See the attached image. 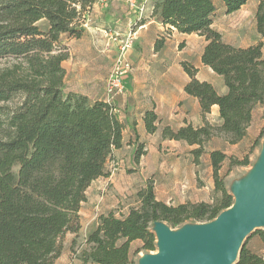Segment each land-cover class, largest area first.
<instances>
[{
  "label": "trees",
  "instance_id": "trees-1",
  "mask_svg": "<svg viewBox=\"0 0 264 264\" xmlns=\"http://www.w3.org/2000/svg\"><path fill=\"white\" fill-rule=\"evenodd\" d=\"M155 17L170 36L195 34L204 39L203 66L222 78L225 92L218 94L208 82L196 79V68L180 62L189 78L183 87L200 108L202 125L178 129L163 126L161 138L184 141L195 164L203 144L212 137L234 145L246 135L253 109L264 104L262 42L246 48L222 40L212 27L220 14L238 11L248 0H147ZM95 0H0V59L13 65L0 71V264H56L61 256V237L77 235L79 210L85 192L99 177H107L105 165L122 145L123 124L103 99L64 91L62 62L68 58L62 38L80 39L86 14ZM222 7L220 9L217 5ZM145 8V6H144ZM255 29L264 38V2L259 1ZM142 22V21H140ZM44 25V27L42 26ZM164 36L156 39L158 52ZM217 107L219 125L206 115ZM152 111L143 114L144 130L153 134L159 123ZM264 125L252 143L263 137ZM136 145L134 161L143 155ZM214 197L209 202L166 204L155 198L151 180L136 192L137 204L125 215H100L86 234L79 264H134L140 252L154 251L155 223L171 229L186 223H208L233 205L222 164L247 166L248 157L235 160L220 150L208 153ZM18 167L14 174L12 168ZM264 242V230L255 229L243 242L233 264H264L246 246L252 236ZM138 246L133 250V243Z\"/></svg>",
  "mask_w": 264,
  "mask_h": 264
},
{
  "label": "crops",
  "instance_id": "crops-1",
  "mask_svg": "<svg viewBox=\"0 0 264 264\" xmlns=\"http://www.w3.org/2000/svg\"><path fill=\"white\" fill-rule=\"evenodd\" d=\"M259 1L264 2V0H248L238 11L229 15H224V17L231 16L242 11L244 8H247L249 4H252L254 36L250 42L246 44H237L234 41L235 39L233 38H238L236 39L237 41L240 40L239 25H234L231 29L227 30V33L216 27L215 21L213 22L212 27L220 32L224 42L235 47L246 48L261 41V55L264 59V38H261L257 34L254 20L256 6ZM139 5L145 6L144 17L139 20L134 19L133 23L130 24L129 22L132 18L130 16L131 11L128 10L127 5L120 0H95L91 9L86 14L82 37L80 39L62 38L61 41L68 52V58L62 62V67L64 70L66 67L69 68L73 80L89 82L93 79L91 76H93L94 73L91 72V69L96 65L94 62L96 53L94 52L98 51L94 39L100 38V33H102L104 37H110L113 34L117 35L118 32L125 34L132 25L133 30L140 28L138 31L141 32V35L149 36L154 42L158 36H164L163 46L169 41V38L178 34L175 31H173L170 36L165 34L166 28L157 22L155 17L151 16V8L147 0H143ZM217 5L222 9L219 3H217ZM149 19H153L154 21H148ZM153 23L156 24L155 27L152 26ZM228 34H231V38H227ZM178 35L182 36V38L197 36L195 34ZM202 40L203 45L198 53V62L191 63V65L197 70L195 77L201 82L205 81L210 83L218 94H223L225 92V87L222 78L217 76L210 68L203 66L200 62L201 52L205 44L203 38ZM140 75L141 72L137 71L135 75L130 77L127 91V96H129L130 102L125 104L124 115L119 117V121L124 126L122 131V145L120 148L112 152L110 159L107 160L105 165L106 171H109V167L115 164L116 161L118 163V169L115 174L109 171L107 177L97 178L87 188L85 192L86 199L81 204L79 210V231H81L82 228L81 211L83 207L87 205L89 195H91V197L93 196L92 202H97L99 198L98 195H101V201L99 204L100 213L95 222L88 228L87 233L96 226L97 219L100 215L113 213L118 217V214L125 215L128 209L133 207L131 205L124 207V209L122 208V210L118 209L117 212L114 211L112 208H114V204H116L117 201L113 198L111 190L106 189L101 191V193L98 191L97 184H99L101 180H104L105 182L110 180V182L113 183L114 193L117 195H121L124 191L126 193H133V197L136 200L135 204H137L136 192L144 187L147 180H151L152 182L155 198L158 201L171 205H173V203H169L168 200L171 199V196H174L173 194H187L188 198H190L191 195L195 192H200L205 186L212 190L211 181L201 185L200 181H202V179L199 170V163L195 164L193 157L190 154V151L195 147L187 145L184 141L164 140L161 138V129L166 125L170 126L172 129H178L185 126V124H191L193 127H199L202 125L198 101L195 98L186 95L183 91V87L186 82H188L189 78L182 71V80L180 84L177 85L174 84L173 80L168 74H166L164 76L168 81V86L166 89L157 92L154 89H151V91H143V87L138 86V83L140 82L138 76ZM66 91L86 96L91 103L101 100L92 97L86 90L76 91L69 88L66 89ZM150 110L157 115L160 121L157 125V130L153 134H147L143 125V114L145 111ZM217 112V107L213 106L211 112L206 115V120L209 122V117L211 116H216L218 118ZM263 113L264 104L257 105L253 109L252 120L248 128H250L251 125H254L259 133L264 125V119L262 117ZM139 143L143 144L144 153L140 159L135 162L133 158L134 150ZM262 153L264 154V148ZM206 158H208V155H206ZM259 169L260 167H257L253 171V174L249 176L246 183L244 182L241 186L247 185L254 178V174ZM209 174L211 175L210 167ZM198 180L199 183L197 184ZM201 201L208 202L209 200L200 199L195 200L194 202ZM189 202L193 201L190 200ZM180 203L184 202H178L177 204ZM60 258L61 256L57 259L56 263L59 262Z\"/></svg>",
  "mask_w": 264,
  "mask_h": 264
},
{
  "label": "rangeland",
  "instance_id": "rangeland-1",
  "mask_svg": "<svg viewBox=\"0 0 264 264\" xmlns=\"http://www.w3.org/2000/svg\"><path fill=\"white\" fill-rule=\"evenodd\" d=\"M120 1L125 4L123 0ZM141 2H143V0L136 1L138 5ZM127 9L131 11L130 16L132 18L129 22L130 24L133 23L134 19L139 20L144 17L145 10L140 16L136 10L130 9L128 7ZM252 12V4H249L247 8H244L242 11L228 17H224V15L219 13L217 18L215 19V25L216 27L222 29L225 33H227V30L231 29L234 25H239L240 40L237 41L236 39L238 38L233 39H235L234 41L237 44H246L250 42L254 36ZM151 20L154 21L153 19H149L148 21ZM42 26L44 27V25ZM152 26L155 27L156 24L153 23ZM139 29L140 28L136 29L137 31L133 30V27L131 25L125 34H121L118 32L117 35L113 34L110 37H104L103 34L100 33V38L94 39V43L98 51L94 52L96 53V58L94 59L96 65H94V67H92L91 69V72L94 73L93 76H91L93 79L89 82L73 80L69 68L66 67V69L64 70V91L66 92V89L69 88H72L76 91L86 90L88 91V94H90L94 98L106 99L107 79L114 60L120 52V47L124 44L128 45V47H126L124 51V59L129 64L130 70L126 73V76L124 78L125 91L123 95L112 99L113 102L111 104L114 108L116 107L119 109V117L124 115L125 104L130 102L129 96H127L129 80L130 77L132 75H135L137 71L141 72V75L138 76V79L140 80L138 86L143 87V91H151V89H154L158 92L166 89L168 86V81L164 76L166 74L169 75L174 84L179 85L182 80L180 62L186 61L190 64L198 62V53L203 45L202 38H199L198 36L182 38V36L175 34L171 38H169V41L156 53L153 49V39L147 35H141V32L138 31ZM129 33L132 36L131 38L129 37ZM230 36L231 34H228L227 38H231ZM160 38L161 37L158 36L157 39ZM11 65H13V61L0 59V71H4V68L10 67ZM0 106L3 107L4 115V104L0 103ZM262 117L264 119V113ZM0 119L3 120L4 117L2 116ZM209 123L212 126H217L219 125V120L216 116H211L209 117ZM257 133V129H255L254 125H251V127L247 129L245 137L240 142L234 145L226 144L222 139L216 137H212L207 142H205L203 144V153L198 160L202 179V181H200L201 185H204L205 183H208L210 181L212 182L211 175L209 174V158H206V155H208L210 151L220 150L225 153L227 157H231L235 160H241L242 158L247 156L249 161V164L247 166H229V161L225 160L220 170V174L224 175L223 181L225 187L233 197L234 204V198H236L237 189L244 182L246 183L249 176L253 174V171L257 167H264V154L262 153V150L264 148V133L263 137L258 140V143L254 147H252V143L256 138ZM116 163L117 162L115 161V164L109 167V171L113 174H115L116 170L118 169V163ZM17 170V166H14L12 168V172L14 174L17 172ZM198 183L199 180L197 181V184ZM97 188L100 193L101 191H104L106 189L111 190L113 198L117 201L116 204H114V208H112L116 212L118 211V209L122 210V208L124 209V207L136 205V200L133 197V193H126L124 191L121 195L115 194L113 183H111L110 180H107L106 182L104 180H101L100 183L97 184ZM173 195L174 196H171V199L168 200V202L173 203V205H176L178 202L182 201L189 202L190 200H192L193 202L200 199L210 201L214 197L213 191L206 186L200 192H195L193 194L194 196L191 195L190 198H188L187 194L182 193ZM100 196L101 195H98L99 198L97 202H92L93 196H88L87 205H85L81 211V231H79L77 235L66 233L61 237L60 242L62 244V253L59 262H57L56 264L80 263L79 257L82 251L87 249V245L84 241L87 230L95 222L97 216L100 213ZM209 223L210 222L186 223L173 229H171L164 223H156L152 225L150 230L155 236L156 248L154 251H142L138 253L133 258L134 264H147L151 259L159 254L160 248L158 241L161 239L163 234H182L187 232L191 233L194 230L207 226ZM257 229L264 230V226ZM246 238H244L243 242L246 240ZM137 246V242L133 243L131 249L133 250ZM246 246L254 253L264 256V242H262L258 238V236H252L249 241L247 239Z\"/></svg>",
  "mask_w": 264,
  "mask_h": 264
},
{
  "label": "water",
  "instance_id": "water-1",
  "mask_svg": "<svg viewBox=\"0 0 264 264\" xmlns=\"http://www.w3.org/2000/svg\"><path fill=\"white\" fill-rule=\"evenodd\" d=\"M243 215L254 218L255 222L243 232L236 256L230 259L228 256L232 248L226 242V237L239 228ZM262 226H264V167L254 174V178L247 185L237 189L234 204L207 226L191 233L163 234L159 254L147 264L234 263L244 238ZM172 235L180 237L175 239Z\"/></svg>",
  "mask_w": 264,
  "mask_h": 264
},
{
  "label": "built area",
  "instance_id": "built-area-1",
  "mask_svg": "<svg viewBox=\"0 0 264 264\" xmlns=\"http://www.w3.org/2000/svg\"><path fill=\"white\" fill-rule=\"evenodd\" d=\"M136 1L137 0H123L128 8L136 10L137 13L141 16L145 8L143 5H138ZM129 37H132L130 33ZM126 47H128V45L125 44L120 47V52L114 60L107 79L106 99L103 100L109 105L112 104V99L122 96L125 91L124 78L126 76V73L130 70L129 64L124 59V51ZM111 107L112 112L118 116L120 113L119 109L116 107L114 108L112 105Z\"/></svg>",
  "mask_w": 264,
  "mask_h": 264
},
{
  "label": "bare ground",
  "instance_id": "bare-ground-1",
  "mask_svg": "<svg viewBox=\"0 0 264 264\" xmlns=\"http://www.w3.org/2000/svg\"><path fill=\"white\" fill-rule=\"evenodd\" d=\"M254 222H255L254 218L249 217V216H247V215H243V218H242V221H241V224H240L239 228L236 229L235 232L232 231V232L226 237V242H227L228 244H230V245H231V248H232V251H231V253H230L229 256H228L230 259H232L233 257L236 256L237 248H238V245H239V243H240V241H241V239H242L243 232H244L245 230H247V229L251 226V224H253ZM239 231H240L241 233H238ZM235 234H236V238L234 239ZM239 234H240V235H239ZM179 237H180V236L172 235V238H175V239H176V238H179ZM157 241H158V240H157ZM161 241H162V240H161ZM161 241L159 240V241H158V244H160ZM228 257H227V258H228ZM229 258H228V259H229ZM223 264H228V262H224Z\"/></svg>",
  "mask_w": 264,
  "mask_h": 264
}]
</instances>
